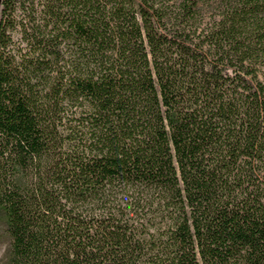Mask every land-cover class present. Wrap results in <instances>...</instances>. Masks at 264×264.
Instances as JSON below:
<instances>
[{"label":"trees","instance_id":"1","mask_svg":"<svg viewBox=\"0 0 264 264\" xmlns=\"http://www.w3.org/2000/svg\"><path fill=\"white\" fill-rule=\"evenodd\" d=\"M0 264H264V0H2Z\"/></svg>","mask_w":264,"mask_h":264},{"label":"rangeland","instance_id":"2","mask_svg":"<svg viewBox=\"0 0 264 264\" xmlns=\"http://www.w3.org/2000/svg\"><path fill=\"white\" fill-rule=\"evenodd\" d=\"M6 246H7V242L5 240H0V256L3 254Z\"/></svg>","mask_w":264,"mask_h":264},{"label":"water","instance_id":"3","mask_svg":"<svg viewBox=\"0 0 264 264\" xmlns=\"http://www.w3.org/2000/svg\"><path fill=\"white\" fill-rule=\"evenodd\" d=\"M1 2H2V0H0V8H1Z\"/></svg>","mask_w":264,"mask_h":264}]
</instances>
